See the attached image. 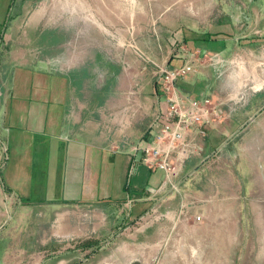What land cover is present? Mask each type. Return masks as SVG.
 I'll return each mask as SVG.
<instances>
[{
  "label": "crops",
  "instance_id": "1",
  "mask_svg": "<svg viewBox=\"0 0 264 264\" xmlns=\"http://www.w3.org/2000/svg\"><path fill=\"white\" fill-rule=\"evenodd\" d=\"M227 26H216L213 31L217 35L211 40L196 38L194 45L202 60L194 72L177 83L185 95L226 103L224 125H209L205 135L199 136L201 155L186 160L180 174L183 185L206 165L222 138L227 139L233 132L228 133L226 126L243 127L264 111V96L260 94H253L247 103L238 106L232 102L233 97L226 98L242 77L244 65L256 64L259 56L252 51L258 55V47L264 46L258 38L232 40ZM82 38L87 48L83 46L73 58L63 53L58 58L21 55L26 45L29 47L22 42H17L20 52L14 58H0V140L6 144L3 150L16 159L13 166L0 171V201H14L18 233L28 235V240L6 251L11 257L3 264H89L85 254L129 246L140 247L141 264L144 255L149 260L155 254H169L160 246L175 221L180 196L161 191V170L136 163L128 175L130 158L123 148L125 137L135 141L148 136L152 113L165 106L163 96L152 81L141 86L139 114L128 120L124 102L117 94L127 86L126 80L117 86L116 63L97 55L94 34ZM162 61L169 66L183 63L182 58ZM17 69L27 71L36 80L22 96L17 95L21 90L14 92L19 86L16 83L21 82ZM102 70L109 76L107 90L100 84ZM238 92L242 94L243 90ZM159 200L162 210L174 216H167L163 222L148 221L150 209ZM26 206L35 207L34 213L27 214ZM206 207L193 206L190 212L206 215ZM217 214L222 220L219 209ZM138 223L139 229L129 230ZM194 228L183 226V233L186 236V229ZM93 247L97 249L92 252Z\"/></svg>",
  "mask_w": 264,
  "mask_h": 264
},
{
  "label": "rangeland",
  "instance_id": "2",
  "mask_svg": "<svg viewBox=\"0 0 264 264\" xmlns=\"http://www.w3.org/2000/svg\"><path fill=\"white\" fill-rule=\"evenodd\" d=\"M220 24H228L232 40L258 38L260 46L263 45L264 0H0V58H14L20 52L17 42L29 45L21 55L58 58L63 53L73 58L86 45L83 35L94 34L97 55L116 63L117 86L123 80L127 82L117 93L121 103L137 100L131 111L135 118L140 111L141 86L151 81L153 86L156 84L154 75L158 68L151 62L162 64V59L182 58V46L196 49L195 36L214 33ZM261 47L258 55L252 51L261 59L255 58L256 64L251 67L244 65L242 77L228 92L231 96H226L233 97L236 106L247 103L253 94L264 96V46ZM57 67L60 68V63ZM17 74L21 82L16 83L19 86H15L14 92L21 90L17 95L22 96L36 80L27 71L17 69ZM100 84L107 90L109 76L103 70ZM131 88H137V95L128 98L127 91ZM164 108L155 110L151 118ZM125 111L129 113L127 107ZM259 112L254 121L243 127L226 126L228 133L233 132L227 139L222 138L206 165L184 185L179 172V191H171L180 196L179 207L174 212L170 232L164 235V241L161 239L166 244L162 242L160 246V250L166 249L169 254H155L149 260L144 255V264H264V111ZM220 125H224V118L210 127ZM1 141L0 171L16 162L12 153L3 150L6 144ZM197 184L201 185L199 189L195 188ZM13 203L11 199L0 201V214H5L0 217V264L11 257L7 250L28 240L27 232L18 233ZM161 204L159 200L152 206L148 221L163 222L172 215L164 212ZM204 204L209 209L206 215L190 212L193 206ZM26 207L29 215L36 209ZM217 209L222 220H218ZM183 226L196 228L186 229L189 234L185 236ZM139 227L140 223L129 230ZM83 242L95 244L93 240ZM129 247H118L117 251L103 249L84 257L87 256L89 264H141L140 247Z\"/></svg>",
  "mask_w": 264,
  "mask_h": 264
},
{
  "label": "built area",
  "instance_id": "3",
  "mask_svg": "<svg viewBox=\"0 0 264 264\" xmlns=\"http://www.w3.org/2000/svg\"><path fill=\"white\" fill-rule=\"evenodd\" d=\"M180 55L183 63L179 66L151 62L158 68L154 75L157 78L155 89L162 94L165 108L153 114L147 137L135 141L125 137L123 140V148L130 158L128 175L133 172L136 163L150 170H161V191H179L177 176L186 160L201 155L199 136L205 135L207 127L225 115L222 102L213 101L210 97L193 98L180 92L178 81L194 72L195 66L202 60L199 50L184 46ZM136 94L137 88L127 91L128 98ZM136 104L133 98L131 104L125 105L129 110V113L126 111L128 120L134 116L131 111ZM102 130L109 132L108 129ZM111 147H115L114 143Z\"/></svg>",
  "mask_w": 264,
  "mask_h": 264
},
{
  "label": "trees",
  "instance_id": "4",
  "mask_svg": "<svg viewBox=\"0 0 264 264\" xmlns=\"http://www.w3.org/2000/svg\"><path fill=\"white\" fill-rule=\"evenodd\" d=\"M215 35H217V33H211V32H205L203 34H198L197 36H195V38H198L201 41H207V40H211L213 39L212 37H214Z\"/></svg>",
  "mask_w": 264,
  "mask_h": 264
}]
</instances>
